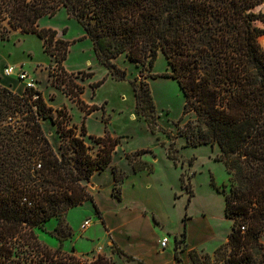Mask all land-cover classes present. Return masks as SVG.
I'll list each match as a JSON object with an SVG mask.
<instances>
[{"label":"trees","instance_id":"obj_1","mask_svg":"<svg viewBox=\"0 0 264 264\" xmlns=\"http://www.w3.org/2000/svg\"><path fill=\"white\" fill-rule=\"evenodd\" d=\"M259 4L264 0H0V38L11 29L35 32L56 62L54 78L58 68L66 73L62 62L69 42L38 21L61 7L82 24L95 57L115 78L126 75L114 60L120 54L149 66L159 51L165 55L170 66L165 74L178 81L185 97L183 112H193L179 134L186 144L217 143L216 158L231 175L227 189L225 183L215 186L231 219L227 239L212 253L190 248V264H264V46L258 41L264 27L256 23L264 22V12L255 10ZM65 80L60 78L63 91L78 99L81 87H66ZM131 84L135 110L153 121L148 85ZM78 101L86 113L97 106ZM44 118L56 124L57 148L43 130ZM69 120L67 109L53 108L40 90L26 87L19 93L0 82V264L73 263V255L51 248L37 229L58 217L52 235L62 242L73 234L64 218L70 207L91 200L99 210L87 182L109 165L120 139L108 132L90 134L93 143L87 144L85 123L77 132ZM167 153L177 158L173 140ZM127 157L134 171L152 169L141 158ZM112 172L115 182L122 178L115 165ZM185 188L190 197V184ZM115 249L136 258L119 245ZM174 256L182 264L178 251ZM91 264L109 262L98 255Z\"/></svg>","mask_w":264,"mask_h":264},{"label":"rangeland","instance_id":"obj_2","mask_svg":"<svg viewBox=\"0 0 264 264\" xmlns=\"http://www.w3.org/2000/svg\"><path fill=\"white\" fill-rule=\"evenodd\" d=\"M255 10L264 12V4L257 5ZM38 23L39 26L55 28L57 37L68 40V51L62 62L66 73L58 68L60 76L54 78L56 62L44 51L41 38L35 32L19 29H11L7 38H0V68L5 63H23L36 79L35 89L44 93L53 108L64 106L67 109L69 121L76 123L77 132L81 123H85L86 133L82 136L87 144L93 143L90 134L108 132L119 136V144L109 165L95 171L87 182L93 196L100 191L109 199L112 197L144 206V210L152 212V221L162 235L170 234L169 246L179 255L187 247V218L205 215L215 236L204 237L196 248L212 253L227 239L231 225V219L224 214L223 193L215 186L225 183L227 189L231 175L224 162L216 158L220 151L217 143L186 144V137L179 134L178 130L184 127L188 118L193 117V112H183L185 97L178 81L165 74L170 71L165 55L159 51L153 65L149 66L147 62L131 61L120 54L114 60L125 69L126 75L121 79L115 78L95 57L91 39L85 34L82 24L69 16L64 7L52 15L41 16ZM256 23L264 27L262 20ZM258 41L264 46V34L258 37ZM155 73L158 75L154 76ZM5 76L11 80L14 78L13 82L19 85L16 92H24L26 86L22 81L13 75ZM62 77L66 79V87H75L74 84L77 85L75 89H79L78 85L81 87L77 98L85 106L94 104L96 108L88 113L81 109L78 99L73 100L63 91ZM132 80L148 85L154 103L153 121L135 110ZM93 81H99L98 85L92 86ZM41 124L57 148L60 136L56 124L49 118L42 119ZM171 140L176 147V159L167 153ZM139 149L144 151L135 154ZM127 154L151 163L152 169L134 171ZM113 165L122 177L116 182ZM187 183L193 191L190 197L185 188ZM64 218L73 234L62 242L52 235L58 217H51L41 229H37L39 237L51 248L59 246L61 255L74 256L73 263L58 264H91L98 255H102L109 264H141L136 258H128L115 249L119 242L112 237L102 212L96 210L93 201L86 200L70 207ZM261 240L264 242V233Z\"/></svg>","mask_w":264,"mask_h":264},{"label":"crops","instance_id":"obj_3","mask_svg":"<svg viewBox=\"0 0 264 264\" xmlns=\"http://www.w3.org/2000/svg\"><path fill=\"white\" fill-rule=\"evenodd\" d=\"M56 35H58V30ZM41 41H43L42 38ZM13 80L5 76L0 68V82L16 91L19 85ZM93 198L103 214L112 237L126 252L144 260L147 264H179V260L169 246L170 234H167L169 236L167 245L164 248L160 246V238L163 235L161 230L155 227L151 211L144 210V206L134 202L116 200L112 197L109 199L100 191L95 192ZM206 236H215L213 228L206 221V216H189L186 232L187 247L181 250L179 255L182 264L190 263L188 250L196 247L199 241Z\"/></svg>","mask_w":264,"mask_h":264},{"label":"built area","instance_id":"obj_4","mask_svg":"<svg viewBox=\"0 0 264 264\" xmlns=\"http://www.w3.org/2000/svg\"><path fill=\"white\" fill-rule=\"evenodd\" d=\"M4 75H13L16 79L22 81L26 87H36V79L31 72L24 67L23 63H6L2 67ZM88 223V221H86ZM169 241L168 235H163L160 238V246L164 248ZM82 264V263H78Z\"/></svg>","mask_w":264,"mask_h":264}]
</instances>
